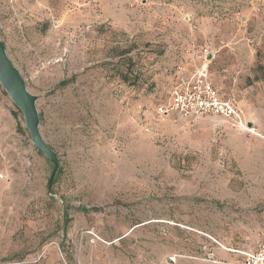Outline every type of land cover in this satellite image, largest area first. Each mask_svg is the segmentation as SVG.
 <instances>
[{
	"label": "rangeland",
	"instance_id": "1",
	"mask_svg": "<svg viewBox=\"0 0 264 264\" xmlns=\"http://www.w3.org/2000/svg\"><path fill=\"white\" fill-rule=\"evenodd\" d=\"M0 40L58 158L49 185L0 85V264H242L264 239V0H0ZM203 49L243 125L155 114Z\"/></svg>",
	"mask_w": 264,
	"mask_h": 264
},
{
	"label": "built area",
	"instance_id": "2",
	"mask_svg": "<svg viewBox=\"0 0 264 264\" xmlns=\"http://www.w3.org/2000/svg\"><path fill=\"white\" fill-rule=\"evenodd\" d=\"M200 54L205 61L190 75L185 76L183 69L178 68L176 83L169 90L167 98L156 106L155 114L159 117L177 114L183 119L214 116L231 122L233 126L243 125V112L235 99L222 98L209 80L206 62L209 53L203 49ZM242 264H264V239L245 253Z\"/></svg>",
	"mask_w": 264,
	"mask_h": 264
},
{
	"label": "water",
	"instance_id": "3",
	"mask_svg": "<svg viewBox=\"0 0 264 264\" xmlns=\"http://www.w3.org/2000/svg\"><path fill=\"white\" fill-rule=\"evenodd\" d=\"M0 85L13 104L22 112L24 125L34 148L52 163V172L49 178V185H51L58 171L57 155L45 144L39 131V118L36 108L37 97L27 90L21 73L8 58L5 45L1 40Z\"/></svg>",
	"mask_w": 264,
	"mask_h": 264
},
{
	"label": "crops",
	"instance_id": "4",
	"mask_svg": "<svg viewBox=\"0 0 264 264\" xmlns=\"http://www.w3.org/2000/svg\"><path fill=\"white\" fill-rule=\"evenodd\" d=\"M207 56L209 57V54H208ZM207 56H206V62H207V66H208V63H210V60H207ZM217 69L220 70L221 67H218ZM191 73H192V72H191ZM191 73H187L186 71H183V74H184L185 76H188V75H190ZM175 75H176V79H177L178 72H176ZM209 80L212 82L214 88L217 90V92L219 93V95H220L222 98L231 97V96H224V95L220 94L219 90H218V89L215 87V85H214V84H216V81H215L214 79L212 80V79L210 78V76H209ZM175 83H176V81H175ZM168 115H171V114H168ZM168 115H166V116H168Z\"/></svg>",
	"mask_w": 264,
	"mask_h": 264
},
{
	"label": "trees",
	"instance_id": "5",
	"mask_svg": "<svg viewBox=\"0 0 264 264\" xmlns=\"http://www.w3.org/2000/svg\"><path fill=\"white\" fill-rule=\"evenodd\" d=\"M100 210H102V208H99V207H93L92 208V211H100Z\"/></svg>",
	"mask_w": 264,
	"mask_h": 264
}]
</instances>
